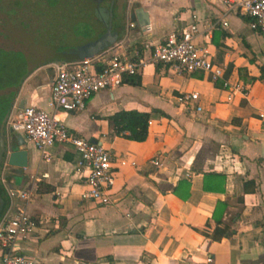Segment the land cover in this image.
<instances>
[{
	"label": "crops",
	"instance_id": "1",
	"mask_svg": "<svg viewBox=\"0 0 264 264\" xmlns=\"http://www.w3.org/2000/svg\"><path fill=\"white\" fill-rule=\"evenodd\" d=\"M114 3L103 9L104 25ZM118 15L109 26L117 36L96 53L120 41L129 20L134 26L123 45L147 60L144 44L157 43L194 15L201 33L196 40L207 45L225 86L200 72L186 76L146 61L118 86L91 95L83 110H57L68 131L109 151L116 200L100 205L81 198L84 171L74 166L78 155L70 143L54 144L45 161L24 141L26 166L18 174L10 166L2 172L7 186L31 192L29 200H15L33 221L17 253L36 264H264V34L220 0H123ZM65 54L27 71L12 104L51 112L49 64L81 59ZM181 92H196L201 109L178 104ZM131 109L149 112L143 141L115 136L108 127L107 116ZM3 132L14 139L8 127ZM210 173L223 181H211ZM181 178L188 187L175 195L171 188ZM217 200L225 202L220 222L233 232L211 240L204 232L213 227Z\"/></svg>",
	"mask_w": 264,
	"mask_h": 264
},
{
	"label": "built area",
	"instance_id": "2",
	"mask_svg": "<svg viewBox=\"0 0 264 264\" xmlns=\"http://www.w3.org/2000/svg\"><path fill=\"white\" fill-rule=\"evenodd\" d=\"M227 11H233L248 17L249 27L264 34V0H220ZM221 27L226 21L220 18ZM134 23L126 20L122 39L112 46L89 57L52 62L53 71L49 96L46 104L51 112L32 105L18 107L13 103L5 117L4 126L13 133L22 136L25 142L37 149L41 158L50 159L49 149L54 144L68 142L78 157L74 166L84 171L85 189L81 198L89 199L95 204H109L116 198L111 191L114 176L111 171L109 151L97 141L79 137L67 130L66 126L55 116L57 110L78 112L83 110L86 101L94 93L118 86L125 76L137 74L146 61L156 64H168L178 74L190 76L200 72L209 81H223V71L214 65L205 42L196 38L201 34L198 20L192 15V21L182 28L171 31L157 43L144 44L148 49L147 60L138 56L136 48L127 51L123 42L128 30ZM205 37V34H203ZM246 95L245 89L241 90ZM196 92H181L175 99L183 106H190L199 111L196 104ZM151 164L158 160L152 158ZM7 167L5 161L0 164V184L8 198V206L0 215V264H36L30 258L19 253L17 249L27 238L33 227V221L23 206L15 200L27 201L31 192L7 186L2 172Z\"/></svg>",
	"mask_w": 264,
	"mask_h": 264
},
{
	"label": "rangeland",
	"instance_id": "3",
	"mask_svg": "<svg viewBox=\"0 0 264 264\" xmlns=\"http://www.w3.org/2000/svg\"><path fill=\"white\" fill-rule=\"evenodd\" d=\"M111 3L0 0V73L9 72L15 82L33 67L94 39L104 27L103 9L110 10Z\"/></svg>",
	"mask_w": 264,
	"mask_h": 264
},
{
	"label": "trees",
	"instance_id": "4",
	"mask_svg": "<svg viewBox=\"0 0 264 264\" xmlns=\"http://www.w3.org/2000/svg\"><path fill=\"white\" fill-rule=\"evenodd\" d=\"M245 20H249L248 17L241 16ZM215 45H218L215 43ZM3 70L7 71L5 66H2ZM4 71V72H5ZM27 73V72H26ZM22 75L18 77L14 82L12 75L9 72L4 74L0 73V124L4 127L5 117L12 105V100L16 92V88L26 75ZM133 75L125 76L123 80L127 77H131ZM252 80L253 78H249ZM221 85V83L219 84ZM158 113V110H152ZM149 118V112L146 111H137L134 109L131 110H118L112 113L111 115L106 117L108 127L111 133L115 136H120L133 141H143L146 137V128L147 121ZM207 176L211 179V181L220 179L223 181V175L219 173H210ZM183 187H188V181L185 178H181L177 184L171 188L173 194H178L177 189ZM204 187V186H203ZM51 190L50 187H46L45 191ZM0 197L2 199V207L0 210V215L5 210L7 205V198L3 191V188L0 184ZM184 197V196H182ZM225 208V202L217 200L214 208L211 213V220L213 222V227L210 229V232H204L205 236L211 240H219L222 236L230 235L233 230L220 222V217L223 209ZM205 227H208V222L205 223Z\"/></svg>",
	"mask_w": 264,
	"mask_h": 264
},
{
	"label": "water",
	"instance_id": "5",
	"mask_svg": "<svg viewBox=\"0 0 264 264\" xmlns=\"http://www.w3.org/2000/svg\"><path fill=\"white\" fill-rule=\"evenodd\" d=\"M113 14L110 16L106 25H104V32L79 46H76L73 49L66 50V56L72 58H85L94 55L101 47L105 46L107 43L113 42L117 36L116 31H111L109 26L112 24L118 23L119 18V0H115ZM105 10H103L104 12ZM137 13H141L140 8L136 9ZM104 20V19H103ZM102 20V21H103ZM105 22V21H104ZM143 24V21H139V25ZM22 101L18 104V107H21ZM14 139L7 140L3 132V125L0 124V164L2 161H5L7 166L12 167L16 170V174L20 168H24L27 164V150L24 148V139L18 133H14ZM2 207V199L0 197V210Z\"/></svg>",
	"mask_w": 264,
	"mask_h": 264
}]
</instances>
